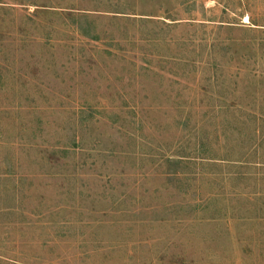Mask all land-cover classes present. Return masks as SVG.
<instances>
[{"label": "rangeland", "instance_id": "374dc122", "mask_svg": "<svg viewBox=\"0 0 264 264\" xmlns=\"http://www.w3.org/2000/svg\"><path fill=\"white\" fill-rule=\"evenodd\" d=\"M0 264H264V0H0Z\"/></svg>", "mask_w": 264, "mask_h": 264}, {"label": "bare ground", "instance_id": "6f19581e", "mask_svg": "<svg viewBox=\"0 0 264 264\" xmlns=\"http://www.w3.org/2000/svg\"><path fill=\"white\" fill-rule=\"evenodd\" d=\"M248 20V19H247Z\"/></svg>", "mask_w": 264, "mask_h": 264}]
</instances>
